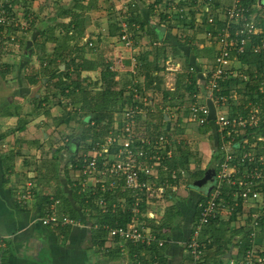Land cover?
Instances as JSON below:
<instances>
[{
	"label": "crops",
	"instance_id": "obj_1",
	"mask_svg": "<svg viewBox=\"0 0 264 264\" xmlns=\"http://www.w3.org/2000/svg\"><path fill=\"white\" fill-rule=\"evenodd\" d=\"M153 1L137 0L138 11L142 20L147 21L150 26L156 29L163 28L162 33L165 35L166 25L162 23V20L168 19L165 11H163L165 10L163 8L165 5L163 2L153 4ZM230 1L221 0L220 2L228 4ZM252 3L254 4L253 11L257 15L259 14L264 24V0H255ZM158 7H162L161 11L163 13H158ZM36 19H40L38 13L32 12L31 18L28 21L25 20L28 23V29L24 33H20L14 42L3 40V36L0 35V238L3 239L5 244V246L0 247V260L5 257L7 264H40L41 262L45 263V261V264H151L154 261H158L160 264H188L189 258L185 242L190 237L193 224L197 218L195 205L206 196L203 190L198 191L200 189L187 186L188 179L191 178L188 172L186 178L175 183L176 189L174 191L169 190V195L174 196L175 200L170 198L168 200L165 196L161 197V199L148 200V197L143 195L146 209L155 214L154 219L144 220L148 226L155 229L165 239L166 242L162 247H157L155 244L147 245V247L144 244L131 243V245L129 241L124 239L115 240L111 238L107 231L103 235L100 234L101 237L98 238L99 231H95L94 224H92L95 222L94 213L96 210L91 207L89 216L84 215L87 219L85 220L80 211L88 209L87 206L82 204L83 201L80 203L79 200H74L72 197L67 196L63 188V182L59 177L50 176L46 167L42 169L40 167V176L38 175L40 179L35 175L37 172L35 170L37 167L35 162H40L41 155L44 156L48 153L46 158L51 162L61 149H67L68 151L79 150V153L86 151V148L82 147V145L77 148L78 142L68 146L70 138L73 137L72 139H76V142L81 134V128L76 130L77 119H72L67 124L58 125L60 117L66 120L68 117L66 112H74L75 109L81 107L82 103L81 101H73L72 104H69L70 96L62 94L61 90L55 86L57 77H53L52 73L57 74L58 71L55 68L47 71L48 69L43 66L48 63L47 60L43 59H49L60 51V49L55 47L62 40L45 41L44 38H46L47 33L38 34L42 24H44L43 20L34 23ZM66 21L67 19H62L60 22ZM85 23L86 29L83 40L93 43L92 40L88 39L90 27H88V22ZM262 27L264 26L262 25ZM13 31L17 33L15 28L11 32ZM8 32L10 31H6L5 34ZM146 33L142 32L143 37L141 38L136 37L135 40L133 38V43L132 41H122L120 35L109 37L105 33L104 36L102 35V42L107 46L106 49L97 45L95 48L98 50L97 52L93 50L85 53V55L89 59L94 60L97 53L99 54L100 52L101 57H104L106 62L111 63L112 69L117 72L118 85H127L130 74H136V67L135 73L132 72L133 58L137 61L135 57H137L138 53L143 49H149L147 47L149 43H146V40H148ZM56 35L59 36L60 31H57ZM164 35L162 38L165 37ZM197 39H199L198 43L202 41L199 43L200 46L203 43L205 44V39H203L201 32L198 33ZM116 40H121V42H116ZM205 45L208 47L207 44ZM76 54V52H73L71 56ZM173 59L178 61L175 57ZM196 59L199 61L198 58ZM41 60H43V65ZM57 63L59 68L63 70L65 65L61 64L59 59ZM71 71L69 74L72 73ZM100 71V68L81 70L79 80L82 86L87 89H101L103 84L100 79ZM178 73L180 72L174 73L161 69L159 75L163 76L162 86L168 88L169 84H172L173 76ZM31 74H35L36 83L31 84L28 82L27 79L31 77ZM168 90L170 89L168 88ZM149 92L151 93V91ZM149 97L151 98V96ZM172 102L174 101H164L163 106L172 108L175 105ZM64 114L65 116L63 117ZM153 114L156 115L157 113ZM163 114L165 121L169 122L172 120L171 114L165 111H163ZM77 117L79 118V116ZM20 120L23 126L20 129H16ZM171 124L169 122L165 126L173 128ZM60 127H64L65 132L62 133L63 135L55 131L56 128L59 129ZM53 140L54 142L59 141L60 146L58 145V147ZM212 142L214 145L215 140ZM51 143L55 144L53 152L47 151ZM61 144L65 147H62ZM16 157L22 158L24 162L27 160L26 158L31 159L32 157L33 161L32 168L29 170L30 173H33V176L29 173L27 178H30L28 180L33 183L34 195L32 200L30 199V204L27 203L28 205L24 206L19 204L17 193L28 188L31 184L27 179L20 182L24 176L22 173L24 167L21 168ZM203 158L205 160H200V169L206 170L207 166L212 164V161L215 164L213 148L212 151L209 150L208 153L203 154ZM73 169L76 172L77 166L76 170L75 168ZM66 174L70 178V182H72L71 185L74 186L70 173L66 172ZM25 183H27V187ZM76 190H72L73 194L71 196H74V193H80L77 187ZM43 195H58V200H55L57 201L56 205L58 204L57 206L59 207L58 210H60L58 212L65 214L64 212H67L70 208L74 209L75 212L81 215L80 218L83 219L80 222L81 224H41L40 217L44 215L45 206H47L45 205L41 209L38 204L42 200ZM125 196L128 200L131 198L128 194H125ZM63 198H68V202H65ZM161 200L165 201L164 208L161 207L159 211L151 208ZM84 202L87 201L84 200ZM173 202L176 203L177 212L173 213L170 222H164L165 209ZM237 210L236 217L233 218L229 208H223L215 222L204 227L202 231L203 238H207L209 241L210 239H215L214 244L205 251L204 264H221L218 262L219 255V257L222 255L223 259L228 260L226 264H237L242 259L240 249L242 231L239 229L248 224L249 210L247 205H241ZM154 223L157 226L155 225L154 227ZM255 237L250 239L248 248L253 247L264 250V231L257 229ZM222 239H224V242L228 240L232 242L228 247V250L232 247L229 257L226 256L228 250L223 249ZM115 253L120 256L118 259L115 258Z\"/></svg>",
	"mask_w": 264,
	"mask_h": 264
},
{
	"label": "built area",
	"instance_id": "obj_2",
	"mask_svg": "<svg viewBox=\"0 0 264 264\" xmlns=\"http://www.w3.org/2000/svg\"><path fill=\"white\" fill-rule=\"evenodd\" d=\"M220 1L218 6H214L213 0L163 1L167 21H187L193 16L196 27L201 28L205 44L213 51L209 69L201 76L198 74L196 80L205 93L201 90L194 94L192 104L185 109L186 113L178 117L183 123H196L198 126L210 123L209 132L214 134L216 150L220 154L212 187L208 195L197 202V218L190 237L185 242L189 255L188 264H204V244L200 235L208 223L218 218L223 208L228 207L231 210L239 201L241 205H247L250 239L255 237V231L260 228L264 219V152H258L256 142L263 141V138L251 132L264 122V97L262 101H247L243 105L247 110L245 115H231L228 100L232 97L234 89L225 94L220 85V81L237 76L232 67L238 55L247 49L254 53L264 49L262 20L259 14L253 11V0H231L228 4ZM19 5L17 0H0V35L8 42H14L20 33L28 29V23L21 19L17 10ZM121 27L120 38L131 42L132 37L126 25L123 23ZM14 28L17 33L11 32ZM6 31L10 32L5 34ZM161 43V40L154 41L152 45L159 46ZM205 44L200 47H205ZM133 62L132 72L135 73L134 58ZM181 66L182 63L169 55L165 60L164 69L177 73L182 72ZM189 70L194 71V66H190ZM243 78L247 79L245 75ZM168 88L174 89L170 85ZM259 90L264 93V80L261 81ZM133 91L136 93L135 89ZM207 99H211L215 107V118L212 120L208 119ZM151 104L150 97H143L141 101L125 106L102 139L89 141L88 149L80 152L79 160L82 163L77 166V176L72 181L80 192L89 189L95 195L94 201L102 212L118 209L122 212L129 211V221L126 225L106 226L111 238L124 239L132 244H155L162 247L165 239L144 220L154 219L155 214L148 209H141V202H145L143 195L147 196L148 200L161 199L168 189L174 191L175 183L186 178L188 174L182 168L170 169L166 163L178 152V144H181L173 139V128L166 126V132L155 137L137 131V118L143 119L147 116V108L152 106ZM176 125L181 124L178 122ZM248 135L255 140L251 142ZM168 175L170 179H167ZM224 188H228L232 196L231 203L224 196ZM124 193L130 195L133 201L129 203ZM31 196L29 187L19 191V204H25ZM56 203L57 201H54L46 206L44 215L40 217L41 224H81L76 218L60 214ZM3 242L0 238V247L5 246ZM151 264L160 263L154 261ZM237 264H264V250L253 247L246 249Z\"/></svg>",
	"mask_w": 264,
	"mask_h": 264
},
{
	"label": "trees",
	"instance_id": "obj_3",
	"mask_svg": "<svg viewBox=\"0 0 264 264\" xmlns=\"http://www.w3.org/2000/svg\"><path fill=\"white\" fill-rule=\"evenodd\" d=\"M19 3H21L23 0H17ZM74 2L67 6V7H58L56 14L47 21V23L42 24V28L38 31V34L40 33L43 35L44 33H47L46 38L44 40H50V41H56L57 39L62 40L61 42L57 43L56 49H60L56 55L52 56L49 59H43L47 60L48 63L43 65V60H41V64L48 69L47 71H50L52 69H56L58 71L57 74L52 73L53 77H57V80L55 81V86L57 89L61 90L62 94H66L67 96H70L68 103L72 104L73 101L79 102L81 101L82 105L79 109H75L74 112L70 113L69 111L66 112V115L68 116L66 120H64L62 117H60L59 124H67L72 119H79L82 122L83 129L81 131V134L78 138V141L74 142L77 143V148L80 147L81 143L83 141L86 142L87 139L90 140V142H95L99 138L95 134V131L93 129H96L99 135H105L109 129H111L114 119H118L121 112L125 109V106L134 104L136 102L141 101V98L149 94V91H158L159 88H161L163 84V76L159 75V71L161 69H164V63L161 65L162 62H164L169 55H171L173 58L180 56V46L177 44H190L191 47V53L193 57H189L187 55L184 58V68L188 69L187 71L182 70V72L176 74L175 84L176 88L173 90H168L164 92V100L168 102V98L171 99L170 101H173L177 96L176 92L179 89H184V92H188V96L190 98H193V95L199 92L200 86L196 83L197 75L199 74V64L202 63L201 59L198 61L196 58H201V51H206L208 53V57L211 58V63L213 60V51L210 47H200L198 40H197V34L200 33L201 28L196 27L194 23L193 17H190V20H182L177 19V23H173L175 26H182L186 32L192 31V34L187 33L188 36L181 39V37L177 38V43H173L169 40V38L166 36L164 38H159L160 34L162 33L160 29H156L155 27H152L148 24L147 21L142 20V17L138 11V6L136 3L130 1L126 9H120L116 11L114 7L110 6L107 7V13H111L110 17L111 19L108 22L107 28H106V35L109 37L115 36V35H121V29L122 24L124 23L127 27L128 32L131 34V37H143L142 32H147L148 42H149V49H143L141 50L136 60V74H130V79L128 80L127 85H123L118 87V80L116 79L117 72L112 69L111 63L106 62L104 57H101V53H97L96 58L89 59L85 53L95 51L97 52L95 46L90 41L91 45H89V42L87 40H83L85 37V29H86V21H85V11L88 9L95 10L96 8V1L92 0L91 5H84L82 0H73ZM164 0H154L153 4L161 3ZM255 1V0H253ZM26 2V0H24ZM182 2V0H180ZM29 5L31 4L30 1H27ZM164 4V2H163ZM214 6L219 5V0H213ZM29 7V6H28ZM165 8V7H163ZM29 10V8H28ZM165 11V10H163ZM162 11V12H163ZM26 14H29V11L26 9ZM162 17V15H161ZM67 19L66 22H60L58 19ZM166 20V19H164ZM162 20V21H164ZM262 25L263 21H262ZM147 26V27H146ZM1 28V27H0ZM200 29V30H199ZM264 30V27H263ZM57 31H60V35L57 36ZM166 31H169V28L166 27ZM264 34V33H263ZM133 37V38H134ZM90 37H88L89 39ZM162 41L161 45L159 46H153L152 42L154 41ZM182 40V41H180ZM189 41L190 43H188ZM91 46L88 47L87 46ZM177 46V47H176ZM88 51H86V49ZM73 52H76L77 54L75 56H71ZM195 58L197 61L195 62L193 60ZM59 59L61 64H64L65 67L63 70H61L58 66L57 60ZM238 62V71L242 72L240 75L229 77L226 80L220 81V85L222 87V92L225 94H229L228 91L236 87L238 84L239 86L242 85L245 89V91L239 87V91L244 92L245 98L242 102V104L238 106H232L231 109H229V112L231 115H236L237 113H241L245 115L247 113V110L243 108V105L249 101V100H255L258 99L260 101L263 100L264 93H261L259 90L261 81L264 80V49L261 50L259 53H254L250 49H247L243 54L238 55L235 58ZM194 66L195 70L190 71L189 67ZM183 66V65H182ZM181 66V67H182ZM71 68L73 69L71 71ZM100 68V79L103 84V87L99 90L96 89H87L82 86L79 75L81 70H92ZM72 72L69 74V72ZM52 72V71H51ZM35 74H31V77L28 80L29 83H36L37 79L34 76ZM76 75V76H75ZM246 76L247 79H243V76ZM33 77V78H32ZM133 89L136 90V93L133 91ZM175 90V91H174ZM136 95V97H134ZM144 95V96H143ZM150 94L147 96L149 98ZM74 97V98H73ZM67 103V104H68ZM175 104L174 102H172ZM74 107V106H73ZM164 110V109H163ZM65 114L63 115V117ZM79 116V118L77 117ZM146 117V118H145ZM143 119L137 118L138 125L136 126V129L138 132L145 133L148 136L155 137L158 134L166 132V124H168V121H165L164 114L157 113L152 114L150 116H145ZM23 125H21V120L18 121V125L16 126V129H20ZM86 128L91 130V133L86 132ZM201 128V127H200ZM211 125L205 124L202 126L201 131L202 133L206 134L210 131ZM255 131V132H254ZM255 136L260 135L263 138V141H256L257 142V148L259 153L264 152V122L262 121L259 128L251 131ZM214 139V134H212ZM250 136V135H248ZM215 140V139H214ZM255 139L254 137L250 136V141L253 142ZM74 143H72L74 145ZM216 143V141H215ZM215 143L213 145V159L215 160V164H213L215 167L214 169H217V161L220 158V154L216 150ZM89 147V143L87 142L85 147ZM65 147V146H63ZM86 148V150L88 149ZM178 152L174 155V157L170 160H168L166 163L169 166L170 169H185L190 174L191 178H200L203 176L205 169H200V160L199 158L195 157L188 147H183L182 144H178L177 147ZM70 161L75 164V166H80L82 161L79 159L80 153L79 150H76L74 153L71 151ZM194 160V162H193ZM191 162L194 164V169H191ZM244 166H241L243 168ZM164 175V173H162ZM170 175V174H169ZM167 176V179H170V176ZM180 179V178H179ZM181 180H178L179 182ZM175 182V181H174ZM176 182V183H177ZM170 189H168L165 193V198L168 200H175L174 196L169 195ZM75 195L72 196L74 200H79L80 203L83 201L84 206H89L94 208L96 211L94 213L95 215V222L92 224L95 228V231H99L98 238H100V234H105L107 229L106 226L112 227L116 225H126L129 221L128 213L129 211L122 212L121 210H115L111 211L108 210L106 212H102L101 209L94 203V197L89 189L80 192L78 194L74 193ZM124 193L123 195H125ZM59 195V194H58ZM58 195H43L42 200L38 203L41 206V209L44 208L45 205H49L51 202L58 200ZM170 196V197H168ZM224 196L227 198L228 202L231 203V194L228 190V188H224ZM113 198V197H112ZM170 198V199H169ZM174 198V199H173ZM65 202H68V198H63ZM87 201V202H84ZM133 198H129L128 202H132ZM177 201V199H176ZM65 204V203H64ZM197 204V203H196ZM129 206V205H128ZM46 207V206H45ZM196 207V214H198V208ZM241 207V201H239L238 205L234 208H232L230 212L231 215H233V218L236 217L237 209ZM47 208V207H46ZM141 209L145 211L146 205L144 202H141ZM64 212V211H63ZM177 212V206L176 203H170L168 207L165 209L164 212V222H170L173 217V213ZM68 216L72 218H76L78 220H83L80 218V214L78 212H75L74 209L70 208L67 212H64ZM197 217V215H196ZM216 220V219H215ZM215 220L211 221L209 224H212L215 222ZM154 227L156 223L153 224ZM206 225V226H207ZM157 226V225H156ZM205 226V227H206ZM262 231H264V219L261 221V227L259 228ZM204 230V228H203ZM202 230V231H203ZM241 232V238H242V245H240L241 249V255H244V252L246 249H248L249 246V234H250V228H249V222L247 225L240 227L239 229ZM108 232V231H107ZM256 238V237H255ZM225 239V238H224ZM223 249L228 250V247L230 243H232L230 240L223 241ZM200 240L202 244H204V252L207 251L208 247H211L215 239H207L203 238V233L200 235ZM221 242V241H220ZM8 243V242H7ZM131 244V243H130ZM132 245V244H131ZM143 248L144 246L141 245ZM133 248L132 246H130ZM147 247V246H145ZM207 247V248H206ZM141 248V247H140ZM139 248V249H140ZM148 250H150L148 248ZM156 250V249H155ZM4 252V251H3ZM156 253H158L156 251ZM225 254V252H224ZM115 258L118 259L120 256L118 254H114ZM220 256V255H219ZM218 256V262H222V255L221 257ZM205 262V253L203 255V263ZM0 264H7L6 258H2L0 260Z\"/></svg>",
	"mask_w": 264,
	"mask_h": 264
},
{
	"label": "rangeland",
	"instance_id": "obj_4",
	"mask_svg": "<svg viewBox=\"0 0 264 264\" xmlns=\"http://www.w3.org/2000/svg\"><path fill=\"white\" fill-rule=\"evenodd\" d=\"M27 1H30L31 4L29 5V3H27ZM82 1H83L84 5H86V4L91 5L93 2L92 0H82ZM95 1H96L95 10L89 11L87 9L84 12L85 13V21L88 22V27H90V31H88V36L90 37L89 40L93 41V44L95 47H97V45H98V46H101L103 49H106L107 46H105V43L102 42V35L103 36L105 35L108 22L111 19V17H110L111 13H107V7L112 6V7H114V9L116 11H118L120 9L125 10L127 4L130 1L137 3V0L136 1L135 0H95ZM73 2H74L73 0H26V2H24V0H23L20 3L17 10H19L18 12L20 14V17L26 21H28L31 18L32 12L38 13L41 20L36 19V21L34 20V23H38L39 21L43 20V23L46 24L47 21H49V19L56 14L58 7H62V6L67 7V6L71 5ZM140 7H142V5H140ZM162 7H158V13H163L161 11ZM28 8H29V10H28ZM26 9H27V11L31 12V14H29V16H27V14H26ZM190 14L192 15L193 12L191 11ZM145 16H147V15H145ZM61 20L62 19H60L58 21H61ZM162 23L164 25H166V27L169 28V31H166V36L174 44L178 42L177 38L181 37V39H183L184 37L188 36L187 33L192 34V31L186 32V30H184V28L182 26H179V25L175 26L173 24V23H175L174 20H172V21L164 20V21H162ZM176 23H177V21H176ZM163 35H164V33H161L159 38H162ZM175 36L177 37L176 39L174 38ZM133 37H132V43H133ZM147 39H148V37H147ZM134 40H135V37H134ZM197 40H199V39H197ZM146 41H147L146 43H149L148 40H146ZM180 41H182V40H180ZM116 42H121V40H116ZM143 42H144V40H143ZM187 42L190 43L189 41H187ZM200 42H202V41H200ZM149 45L147 46L148 48H150ZM177 45L180 46V56L181 57L176 56L175 58L182 63V65H183L181 67L182 70L187 71L188 69L184 68V58L183 57H186L187 55H189L190 58L193 57L192 53H191L192 51H191L190 44L184 43L181 45L180 44H177ZM87 46H88V44H87ZM88 47H91V46H88ZM86 51H88V50L86 49ZM208 53L209 52L201 51L202 56H201V58H199V60L201 59V61H202V63L199 64L200 76L202 75L203 72H205V70L207 71L209 69V66L211 65V58L208 57ZM193 60L195 62L197 61L195 58H193ZM163 63L165 66V61L162 62L161 65ZM238 66H239L238 62L235 59L232 68L237 75H240L242 72H240V70L238 71ZM175 79H176V74H175V76H173V80L172 81L170 80L172 82V84L171 85L169 84L173 88H176L175 87L176 86ZM118 87H120V86L118 85ZM239 87H241L242 89L244 88L242 85L239 86V84L236 87L231 88L232 90L233 89L234 90L232 91V97L229 98V100H228L229 109H231L232 106H238V105L242 104V102L245 98L244 92L239 91V89H238ZM201 90L203 91V89L199 88V91H201ZM243 90L245 91V89H243ZM165 91H168V88L166 86H161V88H159L158 91H153L151 93L149 92V94L151 96V103H152L151 105L152 106H148L147 115L150 116L153 113H162L163 111L171 114L172 120H170L169 122L172 123L171 127H173V130H174L173 131V134H174L173 139H175L176 141L177 140L180 141V143L183 145V147H185V148L188 147L189 150L191 151V153L195 157H197L199 159L201 158V160H205V158H203V154L208 153L209 150L212 151V148H213V142H212L213 141V136H212L213 133L208 132L207 134H204L201 131L202 126H198L196 123H183V122H181V119L178 118V117L182 116L184 113H186L185 109L187 107H189L193 102L192 98H190V96H188V92H184V89H179L175 93L177 97L173 100L175 102V105L172 108H165V105L163 106V102L166 101V100H164V92ZM203 93H205V91H203ZM149 94H147L146 96H144V95L143 96L148 98L147 96ZM168 100L170 101L171 99L168 98ZM219 112H221V111H219ZM178 122H179V124H181L180 126L176 125ZM80 123L81 122L78 119V125L76 126V130H79L80 128L81 129L84 128L83 125ZM86 129H87L86 130L87 133H91V130H89L88 128H86ZM55 131H57L58 134L60 133L61 135H63L62 133L65 132L64 127H62V128L60 127L59 129L56 128ZM93 131H95V134L98 136L99 139H102V135H99L96 129H93ZM72 138L69 139V141H68L69 143L67 142L68 146L75 142L76 139H72ZM59 141H60V139H59ZM89 141H90L89 139H87L86 142L83 141L81 143L82 147H85L86 143L87 142L89 143ZM53 142H54V140H53ZM58 142L55 141L54 143L58 146L59 145ZM54 143H51V146L47 151L53 152V149L55 146ZM61 146L63 147L62 144H61ZM74 152L75 151H73V153ZM71 154L72 153L70 150L68 151L67 149L66 150L61 149L60 151L57 152L56 156H54V159L51 158L52 163L46 158V155H48V153L44 156L41 155L40 156V162L39 163L35 162V165H37L35 170L37 172H36V174L34 173L36 176H38V175L40 176V167H41V169L45 168V167L48 168L47 173L50 176L55 175L57 178L59 177L60 180L63 182V188H64L68 197H72L71 196L73 194L72 190L74 189V191H75L76 187L71 185L72 182H70V180H69L70 178L68 177L66 172H69L70 176L72 178H76V176H77L76 172H74V169H73V168H75V170H76V166H75V164H73V162L70 161ZM16 158H18L19 165H21V168L24 167L23 168L24 170L22 172L24 176L22 177L20 182L26 181V179H27V181L30 182L31 185L29 186V189L32 191V196H31V200H32L33 195H34L33 187H32L33 183L31 182V180H28L30 178H27V177H29V173H30L29 170L32 168L31 165L33 164L32 163L33 162L32 157H31V159L26 158L27 160L25 162L20 157H16ZM193 162H194V160H193ZM211 163L212 164H210V165H213V161ZM201 165H202V163H201ZM191 169H194L193 163L191 165ZM30 175L33 176V173L31 172ZM39 176H38V179H40ZM25 184L27 187V183H25ZM196 189H199V188H196ZM23 190H26V188ZM198 191H201V190H198ZM29 202H30V200L27 201L25 204H22V205L24 206L27 203L30 204ZM164 202L165 201L161 200L159 203L155 204L151 208L156 210V211L157 210L159 211V210H161V207H163V208L165 207ZM56 207H57V209L59 208L58 206H56ZM87 208L88 209H85V211H80V213L83 215L82 217L85 220H87L85 218V216L86 215L89 216V213H91V207L87 206ZM58 211H60V210H58ZM85 220H84V222H86ZM43 255H44V252H43ZM187 256L189 258L188 253H187ZM227 261L228 260H226V259H222L221 264H226ZM45 263H46V261H45ZM45 263L41 262L40 264H45Z\"/></svg>",
	"mask_w": 264,
	"mask_h": 264
},
{
	"label": "water",
	"instance_id": "obj_5",
	"mask_svg": "<svg viewBox=\"0 0 264 264\" xmlns=\"http://www.w3.org/2000/svg\"><path fill=\"white\" fill-rule=\"evenodd\" d=\"M161 32H163V28H160ZM208 108H209V113H208V119L212 120L215 118V107L211 99H207L206 101ZM214 165H210L207 167V169L204 171V174L200 178H189L187 182V186L193 187V188H199L200 190H203V192L208 195L213 181H214V174H215V169ZM232 247L229 248L226 256H230Z\"/></svg>",
	"mask_w": 264,
	"mask_h": 264
}]
</instances>
